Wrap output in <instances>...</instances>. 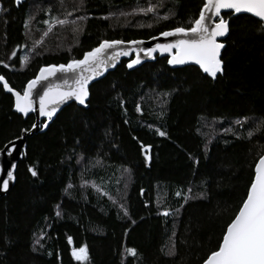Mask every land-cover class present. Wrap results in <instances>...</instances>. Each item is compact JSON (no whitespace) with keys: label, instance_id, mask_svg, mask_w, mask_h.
Masks as SVG:
<instances>
[{"label":"trees","instance_id":"1","mask_svg":"<svg viewBox=\"0 0 264 264\" xmlns=\"http://www.w3.org/2000/svg\"><path fill=\"white\" fill-rule=\"evenodd\" d=\"M203 2L166 0L159 14L169 9L174 14L157 23L150 16L119 17L136 8L137 0H86L91 18L81 33L57 26L33 51L47 28L41 22L48 19L45 11L51 7L55 15L59 0H24L20 7L0 0L8 10L0 12V60L9 50L17 52L9 68L0 64V75L21 92L40 67L81 59L103 39H148L189 27ZM66 3L71 9L70 0ZM31 14L36 20L29 32L24 24ZM223 15L229 19L230 12ZM229 23L221 52L225 71L216 80L194 65L171 67L166 57L133 69L124 59L89 86L87 108L70 103L48 129L26 137L15 182L0 196V264H82L71 253L85 245L89 259L83 264H202L217 250L264 154V130L247 136L264 121V31L247 14L231 16ZM12 106L0 84V150L34 123L32 114L23 117ZM156 128L167 136L157 135ZM141 142L152 145L150 163ZM85 181L88 186L82 187ZM93 183L124 204L130 218ZM189 188L194 198L185 204ZM57 205L61 217L55 215ZM164 208H179L178 217L158 215ZM42 231L47 232L44 247L33 252ZM173 231L176 255L169 256ZM126 247L137 256L125 255Z\"/></svg>","mask_w":264,"mask_h":264},{"label":"snow or ice","instance_id":"2","mask_svg":"<svg viewBox=\"0 0 264 264\" xmlns=\"http://www.w3.org/2000/svg\"><path fill=\"white\" fill-rule=\"evenodd\" d=\"M14 3L17 7H20L24 3V0H14ZM70 3L72 5L71 9H69L66 0H59V9L55 15L52 13L51 7L45 11L44 14L48 16V19H44L41 22L47 25V28L43 30L40 39L34 41L33 51L43 44L44 39L57 26L69 27L73 35L83 31L86 22L91 18L87 14L86 0H70ZM166 7V0H155V2L154 0H145L143 5L140 3V0H137L136 8L130 12L121 11L119 17L127 19L128 17L139 15L150 16L158 23L160 21H167L174 14L169 9L167 15L161 16L159 10ZM229 10V19L231 16H239L243 13L251 14L257 18V23L260 25L261 30L264 31V0H204L198 18L190 22L191 26H177L160 33V36L163 38H175L172 42L157 43L153 47H143L142 45L145 43L143 40L103 39L97 47L85 52L82 59H72L66 65L41 67L39 74L27 82L22 93L11 87L3 75H0V82H2L4 90L15 96L16 112L22 113L25 117L31 112H38L40 117L45 118L40 124H32L30 129H23L24 134L27 135L35 130L43 132L48 129L61 106L69 101H75L78 105L87 108L90 96L88 85L93 80L103 76L110 68H115L120 62L121 57H133L127 63V68L133 69L135 66L141 65L145 59H155L154 54L158 52L161 55L167 53L170 57L167 60L169 65L195 64L199 66V69L204 74L212 80H216L218 75H223L225 71L224 60L221 56L225 44L221 42L220 38H224L230 33L229 19H226L225 15L222 14ZM7 11L0 4V12ZM112 18V15L102 17L104 20ZM34 20H36V15L31 14L24 24V27L29 29V32L31 31L30 24ZM148 27H152V25L149 24ZM152 39L156 40L158 37L154 36ZM16 56L17 52L14 50L9 59ZM28 59V57H24V61ZM0 64L4 68L10 67L9 63L3 60H0ZM57 73H71V83H69L68 79H64L61 84L54 83L50 78L57 77ZM44 82H47V85L41 94L37 91V88L38 86H43ZM162 95L167 97L171 93H164ZM163 103H166V100L162 101ZM120 106H124L123 101H121ZM136 111L143 115V109L140 104L136 105ZM127 122L125 121V123ZM236 123L241 125V127L244 126L243 121L237 120ZM148 127L151 128L152 126L149 125ZM261 130H264V121L258 122L256 129L247 133L248 138H252L255 133ZM225 131L227 132L228 129ZM155 133L160 137L167 136L166 131L160 128H156ZM17 139H23V136ZM134 139L138 138L134 137ZM9 143L11 147L5 145V148L7 149V155L12 156L13 152L16 151L15 142L10 141ZM140 148L145 161L150 163L152 145L141 142ZM15 169L16 165L12 164L10 170L6 172L7 178L0 182V191L7 192L10 182H15ZM28 171L31 176H38V171L34 167H30ZM85 186H88L87 181L82 185V187ZM91 187L101 196H107L114 206L119 207L125 217H129V211L124 204L118 203L100 185L93 183ZM68 188L71 189L72 185H69ZM192 191L189 188V194L183 196L185 204L194 198L191 195ZM143 194L144 190L141 189V195ZM175 195L181 197L182 193L177 191ZM182 207L183 205H181ZM59 208L60 206L57 205L56 217H61L62 215ZM179 212V208L175 210L164 208L157 214L167 218L170 216L178 217ZM131 222L133 224L136 223L135 220ZM175 236L176 232L173 231L170 238L172 239V244L166 253L169 256L176 255ZM46 237L47 232L44 231L37 236L32 245L33 252L39 250L37 246L39 248L44 247L42 241ZM68 243L72 244V237L70 236L68 237ZM71 254L76 261L82 262V264L89 259L86 245L78 248L74 247ZM137 254L136 249L125 248V255L136 257ZM203 264H264V155H261L255 164L254 178L247 189L246 198L242 200L234 218L227 224L226 230L222 234V240L218 243L217 250L212 251L203 261Z\"/></svg>","mask_w":264,"mask_h":264},{"label":"water","instance_id":"3","mask_svg":"<svg viewBox=\"0 0 264 264\" xmlns=\"http://www.w3.org/2000/svg\"><path fill=\"white\" fill-rule=\"evenodd\" d=\"M228 12H230V10L228 11ZM223 14V13H222ZM243 14H247V15H251V14H248V13H243ZM252 16V15H251ZM171 30V29H170ZM166 31H168V30H166ZM152 37H154V36H152ZM152 37H150V38H148V39H135V40H143V41H145V43H144V45H142L143 47H153V46H155V44H157V43H169V42H172L175 38H163V37H161L160 36V33L159 34H157V35H155V37H158V39H156V40H153L152 39ZM226 37H224V38H220L221 39V42H223V40L225 39ZM129 41H131V40H129ZM98 46V45H97ZM96 46V47H97ZM155 55V58L156 57H166L167 58V60L170 58L169 56H168V54L167 53H165V54H163V55H161L159 52L158 53H156V54H154ZM82 58H83V56H82ZM81 58V59H82ZM133 57H121L120 58V62L122 61V60H124V59H128V62H129V60L130 59H132ZM155 59H145L144 60V62L143 63H145V62H151V61H154ZM70 62V61H69ZM68 62V63H69ZM119 62V63H120ZM127 62V63H128ZM118 63V64H119ZM142 63V64H143ZM67 64V63H66ZM65 64V65H66ZM117 64V65H118ZM51 65H53V64H51ZM60 64H58L57 66H59ZM187 65H194V66H196V67H198L199 68V66L198 65H195V64H187ZM48 66V65H47ZM137 66H139V65H137ZM137 66H135V67H137ZM169 66H171V65H169ZM181 66H184V65H180V66H171V67H181ZM42 67H44V66H42ZM134 67V68H135ZM41 68V67H40ZM114 68H110L107 72H105L104 73V75L103 76H100L98 79H100V78H102V77H104L108 72H110V71H112ZM201 71V70H200ZM202 72V71H201ZM203 73V72H202ZM39 74V70L37 71V73H36V75H38ZM204 74V73H203ZM36 75L33 77V78H31V79H34L35 77H36ZM57 77H59V79H57ZM57 77H52V78H50L54 83H57V84H61L62 82H63V80L64 79H68V81H69V83H71V79H72V74L71 73H69V74H63V73H57ZM30 79V80H31ZM98 79H96V80H93L92 82H90V84L88 85V88H89V86L93 83V82H95V81H97ZM29 81V80H28ZM27 81V82H28ZM27 82H26V84H25V86L27 85ZM0 84L2 85V82H0ZM46 85H47V82H44V84H43V86H38V88H37V91L38 92H40L41 94H42V91L44 90V87H46ZM25 86H24V88H25ZM3 87V86H2ZM24 88H23V90H24ZM23 90L21 91V93L23 92ZM5 92L6 93H8L6 90H5ZM8 94H10L11 96H12V99H13V106H12V109H13V111L14 112H16L15 111V96L12 94V93H8ZM70 103H75L76 105H78L75 101H69V102H67L66 104H64V105H62L61 106V108H60V110L64 107V106H66V105H68V104H70ZM78 106H81V105H78ZM83 107V106H82ZM59 110V111H60ZM58 111V112H59ZM57 112V113H58ZM16 113H18V112H16ZM18 114H20V115H22L23 117H25L22 113H18ZM29 114H32L33 116H34V123H36V124H40L42 121H44L45 120V118L44 117H40L39 116V114H38V112H31V113H29ZM28 114V115H29ZM55 118V117H54ZM53 118V119H54ZM33 123V124H34ZM37 132H40L39 130H35V131H33V132H31V133H29V134H27V135H25L24 134V132L21 134V136H23V139H14V140H12V141H14L15 142V147H16V151H14L13 152V154H12V156H8L7 155V149L5 148V146L0 150V182H2V180L3 179H5V178H7L6 177V172L8 171V170H10V166L12 165V164H15L16 165V163H17V161H18V159H19V156H20V154H21V151H22V149H23V147H24V144H25V141H26V137H29V136H31L32 134H34V133H37ZM20 136V137H21ZM6 145H8L9 147H11V145H10V143L8 142ZM264 155V154H263ZM259 160V159H258ZM258 160H257V162H258ZM255 167V166H254ZM254 178V177H253ZM12 185H13V182H10V186H9V190L11 189V187H12ZM9 190L7 191V192H3V191H0V196H2V195H5L6 193H8L9 192ZM246 198V197H245ZM210 255V254H209ZM203 264V263H202Z\"/></svg>","mask_w":264,"mask_h":264},{"label":"rangeland","instance_id":"4","mask_svg":"<svg viewBox=\"0 0 264 264\" xmlns=\"http://www.w3.org/2000/svg\"><path fill=\"white\" fill-rule=\"evenodd\" d=\"M12 51H13V50H9L8 53H7L6 56H5V59H4V61H5L6 63H9V65L13 64L14 59H15V57H13L12 59H9V57H10Z\"/></svg>","mask_w":264,"mask_h":264}]
</instances>
